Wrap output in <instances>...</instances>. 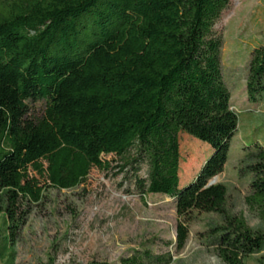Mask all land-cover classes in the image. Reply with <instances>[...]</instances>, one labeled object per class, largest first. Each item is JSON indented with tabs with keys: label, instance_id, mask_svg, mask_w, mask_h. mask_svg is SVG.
Returning a JSON list of instances; mask_svg holds the SVG:
<instances>
[{
	"label": "trees",
	"instance_id": "1",
	"mask_svg": "<svg viewBox=\"0 0 264 264\" xmlns=\"http://www.w3.org/2000/svg\"><path fill=\"white\" fill-rule=\"evenodd\" d=\"M229 1L0 0L2 264H17L23 201L38 204L46 188L78 186L92 167H109L108 154L136 169L146 164L147 177L136 178L142 194L173 198L177 250L192 213L213 212L224 264H247L253 254L264 264V230L228 210L223 183L208 184L223 171L238 125L221 67L222 37L213 28ZM245 90L252 103L264 99V42L250 51ZM36 102L39 116L29 113ZM181 131L211 148L184 186ZM244 158L253 175L245 201L264 216V146H247ZM171 262L169 252L143 249L116 263L88 264Z\"/></svg>",
	"mask_w": 264,
	"mask_h": 264
},
{
	"label": "rangeland",
	"instance_id": "2",
	"mask_svg": "<svg viewBox=\"0 0 264 264\" xmlns=\"http://www.w3.org/2000/svg\"><path fill=\"white\" fill-rule=\"evenodd\" d=\"M213 28L222 37L221 67L238 125L229 140L223 171L212 179L226 186L231 213L242 216L249 227L264 230L263 214L245 201L253 175L244 158L247 146L256 142L264 146V99L252 103L245 90L250 51L264 42V0H230ZM42 108L39 102L30 104L29 113L39 116ZM179 151V180L184 186L195 177L211 148L181 131ZM102 158L109 161V167H92L78 186L46 188L38 204L23 201L27 216L16 236L17 264H39L48 256L55 264L116 263L120 257L143 249L155 254L169 252L170 264H224L211 231L220 222L216 213L193 212L186 243L177 250L173 198L142 194L136 184L137 177H147L146 164L136 169L114 154ZM7 234L0 216V250ZM257 256H248L247 264H256ZM3 260L0 258V264Z\"/></svg>",
	"mask_w": 264,
	"mask_h": 264
},
{
	"label": "water",
	"instance_id": "3",
	"mask_svg": "<svg viewBox=\"0 0 264 264\" xmlns=\"http://www.w3.org/2000/svg\"><path fill=\"white\" fill-rule=\"evenodd\" d=\"M212 183H214V180L213 179L209 180L208 184H212Z\"/></svg>",
	"mask_w": 264,
	"mask_h": 264
}]
</instances>
